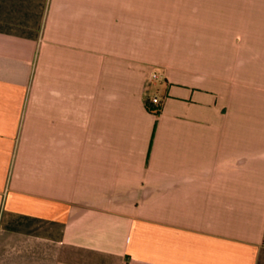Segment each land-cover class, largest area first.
Returning <instances> with one entry per match:
<instances>
[{"label":"crops","instance_id":"0c3cea01","mask_svg":"<svg viewBox=\"0 0 264 264\" xmlns=\"http://www.w3.org/2000/svg\"><path fill=\"white\" fill-rule=\"evenodd\" d=\"M0 264H264V0H0Z\"/></svg>","mask_w":264,"mask_h":264},{"label":"built area","instance_id":"2783aa9c","mask_svg":"<svg viewBox=\"0 0 264 264\" xmlns=\"http://www.w3.org/2000/svg\"><path fill=\"white\" fill-rule=\"evenodd\" d=\"M150 79L153 82L160 81L162 79V75L157 72H153L151 73ZM150 104L152 105L154 110L159 111L162 104V100L161 98L155 95L151 97Z\"/></svg>","mask_w":264,"mask_h":264},{"label":"rangeland","instance_id":"374dc122","mask_svg":"<svg viewBox=\"0 0 264 264\" xmlns=\"http://www.w3.org/2000/svg\"><path fill=\"white\" fill-rule=\"evenodd\" d=\"M153 73V72H152ZM151 76V75H150Z\"/></svg>","mask_w":264,"mask_h":264}]
</instances>
